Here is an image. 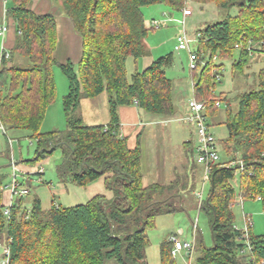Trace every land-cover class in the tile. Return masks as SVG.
Instances as JSON below:
<instances>
[{
    "label": "trees",
    "instance_id": "obj_1",
    "mask_svg": "<svg viewBox=\"0 0 264 264\" xmlns=\"http://www.w3.org/2000/svg\"><path fill=\"white\" fill-rule=\"evenodd\" d=\"M6 1L10 3L6 15L15 24L16 36L10 57L0 62V125L4 134L10 130L29 133L28 138L35 141L34 159L29 163L61 149L62 160L55 167L61 183L85 187L103 178L106 190L112 193L110 199L95 195L84 204H53L43 210L36 197L29 209L23 207L28 191L15 200L6 217L0 180V244L8 247V264H147L146 230L157 216L182 211L183 196L194 189L189 187L188 176H176L164 185H143L140 149L138 145L127 147L126 138L119 133L117 110L136 102L148 114L175 115L173 84L164 71L172 64V56L159 57L142 71L135 69L130 78L126 64L129 58L135 61L144 54L143 40L149 29L142 8L164 3L178 11L186 0H59L82 45L76 69L70 61L57 63L54 58L57 31L53 15L35 14L30 8L33 0ZM195 1L236 10L233 16L198 31L197 68L201 62L205 65L196 76V69L192 70V91L194 99L205 105V117L216 114V101L225 103L227 136L220 148L244 164L238 173L240 198L259 197L264 209V0ZM239 42L243 43L240 48ZM247 43L258 46L254 53L263 54L256 88L215 98L213 90L220 82L222 64L216 65L214 58L230 61L231 75L245 76L253 57V52L246 50ZM16 58L23 59L25 66H18ZM53 65L67 80L62 98L65 130L40 133L56 95ZM103 93L108 97L109 123L85 125L80 101ZM184 146L192 152L191 142ZM225 164L211 168L206 197L197 208L208 220L212 245L204 247L197 237L199 255L193 264H262L264 234L254 235L249 229L245 240L234 226L231 181L236 168ZM246 242L250 246L247 251ZM172 246L168 239L159 245L160 264H175Z\"/></svg>",
    "mask_w": 264,
    "mask_h": 264
},
{
    "label": "rangeland",
    "instance_id": "obj_2",
    "mask_svg": "<svg viewBox=\"0 0 264 264\" xmlns=\"http://www.w3.org/2000/svg\"><path fill=\"white\" fill-rule=\"evenodd\" d=\"M47 2L50 6L49 13L63 12L59 0H33L32 3ZM185 5L192 8L193 14L185 19V30L188 36L192 39L194 34L202 30L208 24H213L224 20L227 15L233 16L236 13L235 8L230 10H220L213 4H201L195 0H186ZM10 6L9 1H6V9ZM183 6V7H184ZM182 7V8H183ZM58 10V11H57ZM144 23L149 32L143 40L144 54L138 59L136 69L142 71L148 67L153 61L159 57L170 54L172 56V64L167 67L165 77L171 80L173 84L174 104L176 102L177 116L170 119V122L164 126L163 124L153 126L145 125L142 135L139 137V146L141 150V165L144 169L147 166L157 161L171 163L180 155L181 144L183 142H191L192 152L187 153L188 166L193 171L188 176L189 184L194 190L193 193H188L183 196L181 204L184 209L175 214H162L154 219L153 226L146 230V235L149 241L145 248V258L147 264H160L159 245L167 240L171 235H176L178 240L192 242V223L197 225V235L202 240L204 247L209 248L212 245V237L210 226L206 216L198 211V201L195 198V192L199 191L202 186V166L197 164L194 158V148L197 146V137L195 126L189 122H176L175 119L183 117L188 111H184L183 107L193 98L192 91V70L190 68L189 54L186 51H175L176 37L182 31V12L180 10H172L164 3L151 5L142 8ZM65 15V14H64ZM66 17V15H65ZM156 22L161 24L157 29L152 28L151 23ZM72 26V25H71ZM73 29V28H72ZM57 31V30H56ZM197 43L190 44L193 51L197 49ZM240 43V44H239ZM238 46L241 47L242 42ZM72 45L74 43H71ZM246 50L252 51V60L248 69H245L247 75L240 76L239 74L231 75L230 61H220L214 58L216 65L222 64L220 82L216 84L213 90V96L220 98L221 95H235L250 89L256 88L257 73L263 66V54L254 53V49L258 46L249 44ZM79 56L76 60L73 59L75 46L65 49L59 48L56 54V62L63 63L66 61L73 62L75 69L82 56V45L79 41L76 47ZM9 51L2 46L0 40V52ZM76 51V52H77ZM132 58L127 61L126 72L127 78L135 71V66L132 64ZM17 63V62H16ZM18 65V64H17ZM24 65V64H23ZM23 65H18L23 67ZM205 62H201L196 68L194 76L199 73L204 67ZM25 66V65H24ZM53 78L56 85V95L54 101L49 105L45 113V117L40 126V133H48L53 130H65V119L62 112V98L67 93V80L62 74L57 65H53ZM247 76V77H246ZM108 104L107 95L104 93L96 99L82 102L79 107V113L83 116V123L88 124H103L102 120L107 116ZM225 103L222 101L217 108L216 114L207 115L205 117L209 132L216 140L218 152L221 162L227 159L233 161L238 160L237 156H226L220 148V144L226 139L227 130L223 122L225 121ZM139 130L141 129L138 128ZM142 130V129H141ZM29 133L26 131H6L3 135L0 130V180L2 191H10L13 176L21 183L18 188H27L28 196H24L23 207L29 209L31 201L34 197L40 200L42 207L47 209L53 201L55 205L61 207H72L79 204H84L95 195H103L106 199L112 198V193L107 191L104 186L103 178H100L85 187H78L72 183L63 184L59 181L55 167L62 160V151L57 149L53 154L43 160L34 163H29L34 159L35 141L28 138ZM134 148V147H133ZM166 152L164 157L162 153ZM151 169V168H150ZM40 173L41 175H37ZM238 176L236 172L231 185L234 188V200L231 206V211L234 216V226L239 230H244L246 223L244 215L250 219V230L254 235L264 234V209L262 203L255 199H244L240 201L238 189ZM27 177V178H26ZM193 177V178H192ZM147 178L142 181L146 185ZM193 184V185H192ZM23 186V187H22ZM208 184H205L203 198L206 197ZM16 197V196H15ZM181 232L180 235L178 233ZM3 244H0V263L3 258ZM176 255L174 258L175 264H190L198 257V252H193L192 256H187L185 251ZM190 258V259H189ZM106 264H116L114 261Z\"/></svg>",
    "mask_w": 264,
    "mask_h": 264
},
{
    "label": "crops",
    "instance_id": "obj_3",
    "mask_svg": "<svg viewBox=\"0 0 264 264\" xmlns=\"http://www.w3.org/2000/svg\"><path fill=\"white\" fill-rule=\"evenodd\" d=\"M30 8L33 10V12L35 14H51V12L49 13L50 6L47 2L31 3ZM51 15H53V17L55 19L56 30H57V47H56V50L54 52V58H56L55 56H56L60 46H61V48L64 47L65 49H68V48L75 46V49H74L75 52L73 54V59L76 60L77 57L79 56V52L77 51L76 47L78 46L80 38L74 33L72 26H71V23H70V20L67 17H65L63 12H61V11L56 12V14L52 13ZM0 21L4 22L8 28V31L5 34L4 38L0 39V40L2 41V46L5 47V45H6V47L10 51L14 45L16 30H15L14 22L11 19L7 18L6 0H0ZM71 43H74V44L72 45ZM137 61H138V59L135 61L134 60L132 61V64L135 66V69H136ZM16 62L18 65L19 64L20 65L25 64L24 60L21 58H16ZM66 62H63V63H66ZM71 63H73V62H71ZM101 95H99V96H101ZM226 96L229 97V95H226ZM98 97H96V98H98ZM96 98H93V99H96ZM93 99H82L80 101L79 107L81 106L82 102H85L88 100H93ZM107 104H108V97H107ZM175 104H176V102H175ZM183 110L188 111L187 105L186 106L184 105ZM117 113H118V118H119V133L122 137L126 138L127 147L129 149H133V147L135 148L137 145L140 149L139 137H140V135H142L141 133H142V131H144L145 125L157 126V125L163 124L164 126H166V124H168L170 122V119H172L178 115L176 105H175V115L171 118H163V117H158L155 115L148 114V113L140 110L135 104L131 105V106H120L117 110ZM80 115H81V117L83 116L82 114H80ZM186 115H187V113L183 117L175 119V121L179 122V123L180 122H186L183 120ZM109 120H110V115H109V110H107V116L105 118H103V120H102L103 124H96L95 123V124H88L87 126L106 125L107 123H109ZM82 121H83V118H82ZM140 127L142 130L138 129ZM2 133H3V135H5L3 131H2ZM185 143H187V142H183L181 144V146H182L181 152L182 153L176 157L175 161H171V163H166V160H165V163L164 162L161 163V161L159 160L155 163L150 164V166L148 165L147 169H144V171H143V168L141 165V150H140V165H141V172H142V181L147 178L146 185L152 184V183L164 185V184H168L171 181H173L176 176H189L190 173H193V171L191 170L192 168L190 167L191 168L190 169L188 166V160H187L186 156H187V153H189V150H187L185 148V146H184ZM165 153L166 152L163 151V153H162L163 157H164ZM202 177H203V170H202ZM12 184H15L16 187L21 186V183L18 182L16 179V175L13 176ZM21 189H27V188H21ZM18 197H19V195H16L13 192V188L11 185L10 191H6V192L2 191V204H3V206L7 207L9 205H13L15 200ZM53 204H54V202L52 201L50 203V207ZM41 208L43 210L49 209V208H47V209L43 208L42 204H41ZM197 237H199V236L197 235V232H196V236L194 238L195 243H196ZM195 251H197V250H195V247H194L193 252H195ZM193 252H191L190 255L187 254V256H189V257L192 256ZM182 253L183 252H181V254ZM189 264H190V260H189Z\"/></svg>",
    "mask_w": 264,
    "mask_h": 264
},
{
    "label": "built area",
    "instance_id": "obj_4",
    "mask_svg": "<svg viewBox=\"0 0 264 264\" xmlns=\"http://www.w3.org/2000/svg\"><path fill=\"white\" fill-rule=\"evenodd\" d=\"M182 12V31L177 35L176 37V45L174 46L175 51H186L189 54V61H190V68L191 70H195L197 68V61L198 57L196 54V51H193L190 48V44L193 42H198L199 39V32L197 31L192 39L188 36L186 30H185V19L188 17H191L193 14L192 8L189 5H185L181 10ZM152 27L157 29L161 26V24H158L156 22L151 23ZM8 28L6 24L2 21H0V39H3L5 34L7 33ZM238 46H235L237 48ZM10 57L9 51L2 50L0 52V62L2 59H8ZM136 105V102L134 103ZM187 109L188 113L184 117V121L193 123L195 126V132L197 137V146L194 148V158L197 164L201 165L203 168V178H202V186L199 191L195 192V198L198 201V206L201 203V201L204 199V188L205 184H208V175L210 173L211 168L213 165L218 164L221 162V158L217 149L216 140L213 137V135L209 132L208 126L206 124L205 115H204V109L205 105L201 102H198L194 99V97L189 100L187 103ZM220 103L218 101L215 102V106L218 107ZM0 129L4 132L2 126L0 125ZM225 167L228 168H236V172H242L244 170V164L241 161V159H238L236 161H233L232 159H227L224 161ZM18 187V186H17ZM15 184H12L13 192L16 195L24 196L28 193L27 189H19L17 188ZM257 201L260 200L259 197L256 199ZM240 201L242 202L243 199L240 198ZM12 205H9L5 207L3 213L6 217L10 214V207ZM244 220L246 223V227L244 230L241 231L242 238L247 240L248 237V230L250 229V219L246 215H244ZM237 229V228H236ZM239 230V229H237ZM197 232V225L196 221L195 223H192V235H193V241L192 242H186L178 240L176 235H171L168 238V241L172 243V250H171V258L174 260L176 255L180 254L182 251H185L188 255H190L191 252H193L195 247V236ZM181 232L178 233L180 235ZM250 246L246 242V249L245 251L249 250ZM9 259V250L6 245L3 247V258L0 264H8ZM262 264H264V260L262 261Z\"/></svg>",
    "mask_w": 264,
    "mask_h": 264
}]
</instances>
